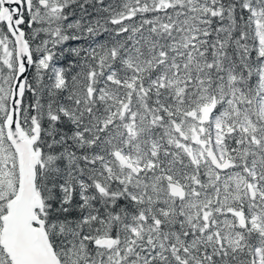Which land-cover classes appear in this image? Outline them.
<instances>
[{
	"label": "snow or ice",
	"instance_id": "snow-or-ice-1",
	"mask_svg": "<svg viewBox=\"0 0 264 264\" xmlns=\"http://www.w3.org/2000/svg\"><path fill=\"white\" fill-rule=\"evenodd\" d=\"M0 264H264V0H0Z\"/></svg>",
	"mask_w": 264,
	"mask_h": 264
}]
</instances>
